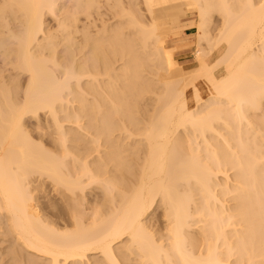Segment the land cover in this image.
<instances>
[{"label":"bare ground","instance_id":"bare-ground-1","mask_svg":"<svg viewBox=\"0 0 264 264\" xmlns=\"http://www.w3.org/2000/svg\"><path fill=\"white\" fill-rule=\"evenodd\" d=\"M0 231V264H264V0H0Z\"/></svg>","mask_w":264,"mask_h":264},{"label":"rangeland","instance_id":"rangeland-1","mask_svg":"<svg viewBox=\"0 0 264 264\" xmlns=\"http://www.w3.org/2000/svg\"><path fill=\"white\" fill-rule=\"evenodd\" d=\"M54 19L53 18H50V17H47L46 18V23H47V26L49 25V27L52 29H56L55 28V26H56V23H55V21H53ZM196 31L195 30H184V32H183V34L186 36V39H185V41H184V45H182L179 49H178V51H180V50H183V49H186V48H190V47H192L193 48V50H192V53H193V56H194V52H195V42H196V40H195V36H194V33H195ZM206 47V46H205ZM207 51H208V49H209V47H208V45H207V47L205 48ZM216 59V55H212L211 56V61H214ZM178 62V61H177ZM180 66H182L180 63H178ZM192 66H194V57L192 58ZM192 66H190V67H188V68H185V69H189V68H192ZM155 73L156 72H154V75H153V78H157V77H155V76H157V73H156V75H155ZM159 75V74H158ZM216 75H217V77H219V76H221L222 75V73L220 72V71H217L216 72ZM160 76V75H159ZM159 78H161V77H159ZM158 79V78H157ZM159 80V79H158ZM158 80H155V81H157L158 82ZM162 83V82H161ZM161 83H159V84H161ZM158 83H157V85H159ZM156 86V85H155ZM159 86H161V85H159ZM162 87V86H161ZM161 87H159V89H162ZM156 88H158V87H156ZM158 90V89H157ZM89 192V191H88ZM159 207L157 206L156 208H155V210H154V212L152 213V215H150L149 216V218L147 219V223H148V225L149 224H155L156 223V218L158 219L160 216H161V210L160 209H158ZM155 219V220H154ZM150 221V222H149ZM152 229V228H151ZM153 231H155L154 230V228L152 229ZM1 232V231H0ZM3 240V238H2V236L0 235V249L1 248H4L5 246H6V244H3L2 241Z\"/></svg>","mask_w":264,"mask_h":264},{"label":"crops","instance_id":"crops-1","mask_svg":"<svg viewBox=\"0 0 264 264\" xmlns=\"http://www.w3.org/2000/svg\"><path fill=\"white\" fill-rule=\"evenodd\" d=\"M193 48H186L175 53L174 57L184 68L192 66Z\"/></svg>","mask_w":264,"mask_h":264}]
</instances>
